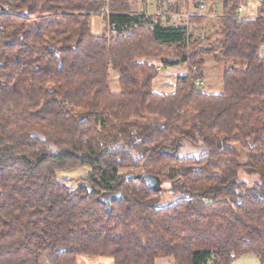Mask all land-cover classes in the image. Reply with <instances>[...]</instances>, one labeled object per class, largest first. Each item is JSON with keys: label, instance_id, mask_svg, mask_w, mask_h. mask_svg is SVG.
Masks as SVG:
<instances>
[{"label": "trees", "instance_id": "obj_1", "mask_svg": "<svg viewBox=\"0 0 264 264\" xmlns=\"http://www.w3.org/2000/svg\"><path fill=\"white\" fill-rule=\"evenodd\" d=\"M218 1L214 43L190 34L195 13L170 25L169 0L154 14L131 0H0V264H40L45 249L54 264H264V0L253 18ZM206 55L225 63L219 93L195 84ZM156 60L186 65L171 93L152 90ZM180 140L203 150L173 155ZM83 166L87 187L56 179ZM135 168L179 197L159 205L162 189L120 174Z\"/></svg>", "mask_w": 264, "mask_h": 264}, {"label": "rangeland", "instance_id": "obj_2", "mask_svg": "<svg viewBox=\"0 0 264 264\" xmlns=\"http://www.w3.org/2000/svg\"><path fill=\"white\" fill-rule=\"evenodd\" d=\"M132 10L136 13H140L141 11H146L148 14H154L157 0L155 1V8H148L149 4L147 0H131ZM171 3H175L177 5V16H171L170 13L167 17L170 19V25L184 23L187 24L189 20V14L195 13L202 17V20L199 24H189V32L193 34V36H210L214 43L219 38V27H220V20L219 16L222 15V9L220 7V15L215 16V2L218 0H205L204 9L197 10L194 8V3L198 0H169ZM244 1V0H243ZM220 2V1H218ZM242 3V2H241ZM172 5V4H170ZM221 6V3H220ZM259 6V5H258ZM151 7V5H150ZM240 7V6H238ZM237 7V8H238ZM237 10V9H236ZM172 13V14H177ZM211 13V14H210ZM214 13V14H213ZM237 14V12H236ZM244 16V13L241 12ZM105 14L99 15H91L90 16V27L92 32L100 34L103 32V23L102 19ZM166 18V17H164ZM169 54V53H168ZM157 67H159V74L153 79L152 82V90L157 93H171L174 90L176 79L179 75L186 74L187 68L184 63H179L174 66H165L160 60H156ZM225 66L224 61H214L209 55L205 57V66H204V76L202 79L201 85H198L199 88L203 89L204 91L211 92V93H219L222 91V82H221V73L222 69ZM109 84L110 88L113 91L117 89V73L110 71L109 73ZM238 153V160L240 162H244L247 159V153L242 150L239 146L233 145L232 146ZM177 153L180 156H198L202 152L201 145H193L185 140H180L177 142ZM139 169H123L120 174H128L130 172H138ZM90 174V169L87 166L67 169V170H60L56 172V179L57 180H65L67 183L72 187L75 188L78 182L84 181L85 178ZM245 177V176H244ZM247 179H251L250 176H247ZM85 182V181H84ZM162 192L159 197H155V200H158L159 205H163L168 203L175 198L179 197V194L174 192L170 189L171 184L167 181L161 182ZM114 193H104L103 197L105 199H109L113 197ZM89 256V255H88ZM53 255L49 249H45L41 253L40 264H54L53 262ZM83 256H79L76 264H87L83 262ZM107 260V259H105ZM100 264L95 262L94 264ZM93 264V263H89ZM231 264H260L257 257L252 254H247L243 256H239L232 261Z\"/></svg>", "mask_w": 264, "mask_h": 264}, {"label": "crops", "instance_id": "obj_3", "mask_svg": "<svg viewBox=\"0 0 264 264\" xmlns=\"http://www.w3.org/2000/svg\"><path fill=\"white\" fill-rule=\"evenodd\" d=\"M215 9H214V12H215V16H219L220 15V2H215ZM239 6L241 7L242 9V12L244 13V16L246 18H253L257 15V11H258V6L255 5L254 3H251L247 0H244L242 3L239 4ZM237 11V10H236ZM178 14H180L179 12L177 14H171V16H177ZM211 14V13H210ZM99 15V14H97ZM94 33V32H93ZM97 34V33H95ZM260 55L261 57L263 58V62H264V43L261 47V50H260ZM83 256V262L84 263H95V262H98L100 264H113V261L110 257H104V256H88V255H81ZM79 257V256H78ZM77 257V259H78ZM107 259V260H105ZM171 258H166V257H157L156 260H155V264H170L171 263ZM97 264V263H96Z\"/></svg>", "mask_w": 264, "mask_h": 264}, {"label": "water", "instance_id": "obj_4", "mask_svg": "<svg viewBox=\"0 0 264 264\" xmlns=\"http://www.w3.org/2000/svg\"><path fill=\"white\" fill-rule=\"evenodd\" d=\"M177 150L178 149H177V145H176V149L172 152V154L173 155H178ZM160 151L161 152H171L170 148H168V147H162L160 149ZM124 178H125V180H128V181L141 179V180L144 181V183L147 186H149L150 188H152L153 190H155L157 192H159L162 189L161 181L159 180L158 177H155V176H149V175L139 174V173H130V174H126ZM77 186L87 187L88 183L84 182V181H81V182L77 183ZM104 204L108 205V200H105Z\"/></svg>", "mask_w": 264, "mask_h": 264}, {"label": "built area", "instance_id": "obj_5", "mask_svg": "<svg viewBox=\"0 0 264 264\" xmlns=\"http://www.w3.org/2000/svg\"><path fill=\"white\" fill-rule=\"evenodd\" d=\"M155 1H156V0H147V2H148V4H149L148 8H152V9H154L155 7H154L153 5H155V4H154ZM247 1H249V2H251V3H254V4L257 5V6L260 4V0H247ZM150 5H151V7H150ZM194 8L197 9V10H202V9H204V3H203V1H202V0H198V1H196V3H194ZM236 12H237V16H238L239 18H246L245 16H243V15L241 14V12H242L241 7H238ZM167 15H168V14H167ZM193 72H195V69L193 70ZM195 84H196V85H201V84H202V81H201L199 78H196V79H195Z\"/></svg>", "mask_w": 264, "mask_h": 264}]
</instances>
